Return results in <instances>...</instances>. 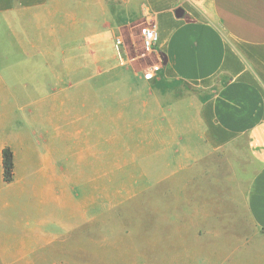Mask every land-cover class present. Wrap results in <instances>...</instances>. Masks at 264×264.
Returning <instances> with one entry per match:
<instances>
[{
	"label": "crops",
	"instance_id": "1",
	"mask_svg": "<svg viewBox=\"0 0 264 264\" xmlns=\"http://www.w3.org/2000/svg\"><path fill=\"white\" fill-rule=\"evenodd\" d=\"M20 20L35 21L37 58L33 65L30 55L13 62L5 56L0 67V256L27 255L43 246L47 231L57 235L71 227L60 216H46L45 206H70L76 184L94 173L80 166L86 157L119 159L129 153L179 160L175 173L212 154L244 152L240 174L249 177L241 185L240 205L253 228L246 238L249 256L252 240L264 239V0H0V24L9 29ZM137 20L155 26L164 77L194 90L167 97L133 71L150 101L115 106L117 120L108 105L60 103L55 96L62 90L91 95L94 78L125 65L115 38ZM30 94L37 98L30 102ZM128 111L134 114L126 120ZM112 120L122 129L121 151L110 152L103 136V127L115 125ZM95 131L99 135L93 137ZM128 131L131 146L124 138ZM5 146L13 154L9 182L2 175ZM108 169L95 173L108 175ZM107 191L101 185L100 192ZM87 200L92 208L91 194Z\"/></svg>",
	"mask_w": 264,
	"mask_h": 264
},
{
	"label": "rangeland",
	"instance_id": "2",
	"mask_svg": "<svg viewBox=\"0 0 264 264\" xmlns=\"http://www.w3.org/2000/svg\"><path fill=\"white\" fill-rule=\"evenodd\" d=\"M11 25L12 28L8 29L0 24V67L5 64V56H10L9 61L13 62L30 55L33 59L28 61L35 65L37 53L32 47L36 39L35 21L20 20ZM143 25L144 22L137 20L131 26L122 27L117 53L125 65L115 67L103 78H94L93 94H74L66 89L55 98L59 97V102L66 105H108L109 114L117 120L115 106L150 101L133 71L146 76L152 87L167 97H179L186 90H194L189 83L164 77L160 54L156 49L147 52L142 46L140 29ZM116 63L117 59L114 60ZM115 75L121 79H115ZM79 87L83 90L84 84ZM35 98V94L28 96L30 102ZM124 113L126 120L133 118L134 112ZM162 115L159 113L155 118ZM114 122L115 125L110 121L108 128L103 127L104 138H109L110 152L124 149L122 138L117 142L122 129L117 128ZM79 125L84 127L83 123ZM130 129L135 130L134 127L127 128ZM92 133L93 137L99 135L96 131ZM129 133L124 134V138L131 146ZM83 144H77V149ZM125 154V158L119 159L111 156L79 160L81 167H93L94 173L84 174L82 178L85 180L76 184L70 206H62L59 210L52 204L45 206L46 216H60V220L71 227H62L57 235L52 230V233L47 231L48 239L43 246L27 255L0 256V264H63L62 261L67 264L264 262L260 250H264V239H253L249 256L245 252L246 238L253 231L245 208L240 205L241 185L249 177L246 172L240 174L241 164L246 162L242 157L245 152L242 156L212 154L175 173L171 170L178 169L179 160L129 158V153ZM75 161L78 159L71 160ZM166 161L170 163L169 168H166ZM102 167L109 168L108 175L95 173V170L102 171ZM88 179H92L91 184ZM101 185H107V195L100 192ZM121 186L130 190H118ZM90 194L95 200L92 208L87 200ZM231 198L238 200V206Z\"/></svg>",
	"mask_w": 264,
	"mask_h": 264
},
{
	"label": "built area",
	"instance_id": "3",
	"mask_svg": "<svg viewBox=\"0 0 264 264\" xmlns=\"http://www.w3.org/2000/svg\"><path fill=\"white\" fill-rule=\"evenodd\" d=\"M140 35H141L142 46L145 49V51L150 52L154 50L158 39L155 26L153 24L143 25L140 29ZM115 42L117 45H119L121 43V38L116 37Z\"/></svg>",
	"mask_w": 264,
	"mask_h": 264
},
{
	"label": "trees",
	"instance_id": "4",
	"mask_svg": "<svg viewBox=\"0 0 264 264\" xmlns=\"http://www.w3.org/2000/svg\"><path fill=\"white\" fill-rule=\"evenodd\" d=\"M1 164L3 180L9 182L13 176V154L8 146L3 147L1 152Z\"/></svg>",
	"mask_w": 264,
	"mask_h": 264
}]
</instances>
